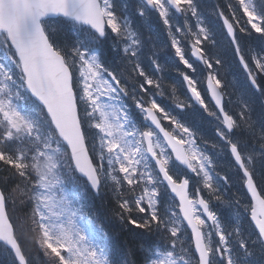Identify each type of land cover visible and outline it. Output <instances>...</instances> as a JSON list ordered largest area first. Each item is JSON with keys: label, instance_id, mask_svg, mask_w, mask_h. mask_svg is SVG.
Wrapping results in <instances>:
<instances>
[{"label": "snow or ice", "instance_id": "6c2138e0", "mask_svg": "<svg viewBox=\"0 0 264 264\" xmlns=\"http://www.w3.org/2000/svg\"><path fill=\"white\" fill-rule=\"evenodd\" d=\"M211 16L0 0V264H264V0Z\"/></svg>", "mask_w": 264, "mask_h": 264}, {"label": "trees", "instance_id": "16d2710c", "mask_svg": "<svg viewBox=\"0 0 264 264\" xmlns=\"http://www.w3.org/2000/svg\"><path fill=\"white\" fill-rule=\"evenodd\" d=\"M212 1H214V0H212ZM249 45H250V47H252V48H258V42H257V40H253V41H251V42L249 43ZM119 233H120V232H118V234H119ZM118 239H119L120 242H122V243H124V244L126 245L127 249H129V248H136V247L138 246V243H139V241H136V240L134 239V237H132L128 232H127L126 235H122V234H121L120 237L118 236ZM119 245H120V244H119ZM120 251H122V250H120ZM126 251H127V250H126Z\"/></svg>", "mask_w": 264, "mask_h": 264}]
</instances>
